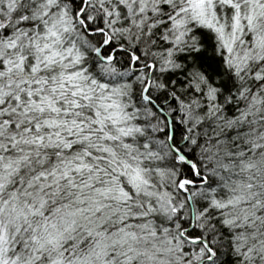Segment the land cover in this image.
Segmentation results:
<instances>
[{"label":"snow or ice","instance_id":"6c2138e0","mask_svg":"<svg viewBox=\"0 0 264 264\" xmlns=\"http://www.w3.org/2000/svg\"><path fill=\"white\" fill-rule=\"evenodd\" d=\"M0 264H264V0H0Z\"/></svg>","mask_w":264,"mask_h":264}]
</instances>
